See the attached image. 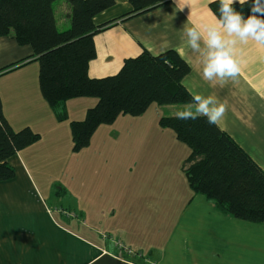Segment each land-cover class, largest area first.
I'll list each match as a JSON object with an SVG mask.
<instances>
[{"label":"crops","instance_id":"obj_1","mask_svg":"<svg viewBox=\"0 0 264 264\" xmlns=\"http://www.w3.org/2000/svg\"><path fill=\"white\" fill-rule=\"evenodd\" d=\"M214 1L220 0H169L132 16L129 0H115L94 18L99 27L111 25L94 37L97 57L89 64V76H114L127 59L145 50L154 56L176 51L191 67L184 87L191 95H211L226 103L218 126L264 171V47L237 39L239 75L207 82L202 79L207 48L201 40L200 49L192 50L183 32L184 27L202 30L214 23ZM55 6V16L61 17L57 28L60 23L69 29L68 0ZM19 62L22 66L0 74L3 114L14 131L29 127L41 138L9 160L16 176L0 182V264H264V224L221 212L213 199L191 188L187 176L176 181L162 172L153 178L143 149L138 156L135 149L118 148L121 152L114 156L115 149L97 146L104 125L81 151L80 162L53 164L64 148L61 139L72 138L71 123L83 121L98 99L51 106L41 92L34 49L20 46L13 36L0 38V71ZM183 105L152 104L146 113L121 115L111 126L123 121L125 134L135 136L138 123L144 129L157 122L159 129L161 118L176 116ZM155 106L168 113L150 115ZM181 148L178 162L187 175L184 163L191 150ZM54 166L66 176V192L53 187L61 179L46 180L42 172L38 178L40 168Z\"/></svg>","mask_w":264,"mask_h":264},{"label":"trees","instance_id":"obj_2","mask_svg":"<svg viewBox=\"0 0 264 264\" xmlns=\"http://www.w3.org/2000/svg\"><path fill=\"white\" fill-rule=\"evenodd\" d=\"M57 1L0 0V38L13 36L20 46L34 49L40 65L41 92L51 106L76 98L98 99L83 121L71 123L73 152L89 147L97 129L113 124L121 115L140 116L152 104L179 105L191 100L182 83L191 67L174 50L157 56L145 50L127 59L118 74L91 78L89 64L97 57L94 37L111 25L99 27L94 18L114 6L115 0H68L71 25L66 31L57 28ZM129 2L133 7L130 15L139 16L169 0ZM219 2L210 3L216 17L220 15ZM253 2H237L232 7L247 19ZM160 125L174 131L177 139L190 148L184 168L195 192L213 199L223 213L264 224V171L231 136L202 116L194 120L162 117ZM40 138L29 127L14 131L3 114L0 98V182L16 176L9 160Z\"/></svg>","mask_w":264,"mask_h":264},{"label":"clouds","instance_id":"obj_3","mask_svg":"<svg viewBox=\"0 0 264 264\" xmlns=\"http://www.w3.org/2000/svg\"><path fill=\"white\" fill-rule=\"evenodd\" d=\"M243 4L245 0H238ZM237 0H220L219 17L214 23L205 25L202 30L197 26L184 27L183 32L190 38L188 43L192 50H199V41L203 40L207 48L206 59L202 67V79L210 82L214 77L223 79L225 76L236 77L241 68L235 59V44L237 39L248 43L249 39L264 47V4L261 0H254L250 8V15L244 18L232 5ZM226 103L220 102L215 96L195 94L191 100L183 105L182 110L176 112L180 120L207 117V123L216 125L224 116Z\"/></svg>","mask_w":264,"mask_h":264},{"label":"rangeland","instance_id":"obj_4","mask_svg":"<svg viewBox=\"0 0 264 264\" xmlns=\"http://www.w3.org/2000/svg\"><path fill=\"white\" fill-rule=\"evenodd\" d=\"M55 9H57V6H55ZM57 11L58 10H56L55 13H57ZM55 19H57V21H60L61 17H59L57 14V17L55 16ZM58 28L60 31L68 30L67 26L66 27L62 26L60 25V23H58ZM5 72H7V70H5ZM0 74H2V72H0ZM156 107L158 106H155L150 111V115H153V113L155 115L156 114L164 115L165 113H168L167 111H163V110H158L159 112L158 113L156 111V109L158 108ZM24 116H26V114ZM136 123L137 122L134 121V124ZM111 125L103 126L102 131L105 132V135L102 137L100 142H97V146L102 145L103 147L106 146V147H110L111 149H115L114 156H118L119 152H121L117 150L118 148L126 149V150L135 149L138 156H140L138 154L140 152V149H143V152H147L145 154L143 153V155L144 157L146 155L148 157V159L146 157L147 162L149 161L148 172L150 171L149 173L153 178L159 177L160 174L163 172V175L164 174L165 176L167 175L169 179L178 181L179 179L185 178L186 180L187 175L183 174L178 161L183 153L181 147H183V149H189V148L188 146L177 140L175 138L176 136H173L174 132L171 129L163 128L161 125H160L161 128L156 129L159 126L157 122L155 128L152 126L150 127L148 124V126L145 125L143 129L140 128V123H138L136 125V135L133 136L130 134L127 135L125 134V132L128 130L125 122L123 121L119 122L120 127L117 126V128H113ZM71 141L72 138L70 134L66 135V137L61 139L60 144L62 148L64 145V148L63 151L59 154L58 160L53 161V164H58V165L59 164L64 165L67 163L77 164V162H80V160H82L81 152L76 154L72 150L70 151L69 147L70 146L72 147ZM47 157L48 154H44L42 162L47 163L46 162ZM40 172L46 174V180L50 179L53 181V180L61 179V181H59L53 186L56 192L61 193L63 192V190L65 192L67 191V187L66 185H64V180H66V176L60 175L62 171L58 169V166L48 167L47 170L44 169L43 171L42 168H40L38 178L40 177ZM42 180L43 178H41L39 182L40 181L42 182Z\"/></svg>","mask_w":264,"mask_h":264},{"label":"built area","instance_id":"obj_5","mask_svg":"<svg viewBox=\"0 0 264 264\" xmlns=\"http://www.w3.org/2000/svg\"><path fill=\"white\" fill-rule=\"evenodd\" d=\"M123 247V249H124V246H122ZM125 250L131 255V254H133V255H135V252L133 251V250H131V249H129V248H127V247H125Z\"/></svg>","mask_w":264,"mask_h":264}]
</instances>
